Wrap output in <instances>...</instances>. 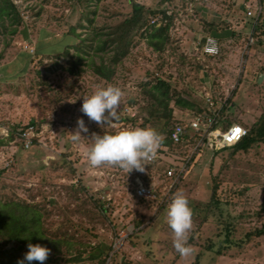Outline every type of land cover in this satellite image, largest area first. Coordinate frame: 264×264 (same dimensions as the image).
<instances>
[{"label":"rangeland","instance_id":"1","mask_svg":"<svg viewBox=\"0 0 264 264\" xmlns=\"http://www.w3.org/2000/svg\"><path fill=\"white\" fill-rule=\"evenodd\" d=\"M30 1L39 9L34 20L30 15L14 35L0 28V129H19L34 121L41 133L28 149L18 140L0 139V200L43 207L49 213L44 222L50 232L67 230L81 243L111 245L106 264H194L196 259L198 264H264L263 143L232 157L230 148L205 151L192 160L174 191L186 196L192 214L187 240L192 251L184 256L172 244L166 222L168 204L156 209L133 195L132 179L141 177L145 183V174L109 163L93 167L86 157L93 133L141 127L147 104L141 89L155 77L168 79L174 91L198 108L204 106V92L218 102L230 97L225 124L249 128L264 112V56L260 59L264 50L262 46L246 48L248 36L239 12L243 3L252 4V0H71L67 14L63 9L69 2ZM132 3L171 13L169 44L158 56L132 29L114 76L104 81L88 64L90 58L98 63L93 36L110 33L129 17ZM261 6L264 15V3ZM154 21L160 23V17ZM210 24H225L227 32L234 34L221 42L216 39L219 52L213 58L205 57L196 46L201 38L212 37L207 30ZM81 39L84 42L78 44ZM23 41L30 43L33 54L23 50ZM114 50L108 45L106 54L99 56L110 60ZM78 56H83V62H78ZM108 84L123 93L116 116L130 107L134 123L114 118L107 125L98 124L80 111L83 96ZM192 114L174 108L173 123ZM78 117L88 131L81 132L76 143L70 137L79 131ZM169 153L184 156L186 152L174 147ZM65 161L71 162L73 172ZM145 164L151 168V178L163 177L166 162ZM213 179L219 183L218 210L207 208ZM79 183L86 190L75 196L69 186ZM94 201L106 209L104 218L84 214L95 209ZM255 230L263 234L255 235ZM249 232L253 235L247 240Z\"/></svg>","mask_w":264,"mask_h":264},{"label":"trees","instance_id":"2","mask_svg":"<svg viewBox=\"0 0 264 264\" xmlns=\"http://www.w3.org/2000/svg\"><path fill=\"white\" fill-rule=\"evenodd\" d=\"M76 1L78 2L79 0ZM68 2L69 0H63L62 3L67 4ZM244 5L243 3L239 7V12L242 13L245 24L253 27L254 35L257 39L254 46L260 47V40L264 37V17L262 13L257 18L246 17ZM69 6L68 4V7ZM131 6L130 16L116 24L110 33L95 34L96 36H93V42L95 43L93 53L97 57L98 63L90 58L88 64L92 67L94 74L104 81H109L114 76L115 68L119 61L118 56H123L125 54L127 46L126 41L132 29L140 32V36L145 40L147 48L158 56L164 53L169 44V28L172 23L171 13L169 14L166 8L150 9L135 3H132ZM158 17H160V24L158 26L150 23ZM88 22L91 24L92 20L88 19ZM21 24L22 21L12 3L9 0H0V28H2L4 32L8 31L11 35H14L17 33L18 27ZM226 28L227 26H225V24H221L220 26L210 24L207 30L213 38L221 42V40H226L234 35L233 33L227 32ZM70 31L71 33L75 32L74 28H71ZM75 35L80 38V35ZM204 38L205 37L201 38V43L204 41ZM83 42V39L78 40V44H82ZM108 45L115 47V54L110 60H106V58H104L105 55L99 56V54H106V47ZM37 54L38 53H36V55ZM77 58L78 62H83V56H78ZM197 68L200 69V66H197ZM172 85L173 84L168 79L155 77L150 84H146L141 89V93L145 97L147 104L146 107L143 108L145 118L142 119L140 126L152 127L162 135L163 140L156 153L163 154L165 157L169 155L170 150L174 148L169 139L170 129L174 120V108L192 111L195 114L208 113L206 108L195 107L190 100L181 97V94L174 91ZM173 92L175 97H173ZM229 100L230 97L225 101V104L220 110L219 120L223 124H225L223 116L227 111L226 105ZM171 103L173 104L172 106ZM115 119V121L120 123H134L136 120H124L119 116H116ZM231 123H226L224 126L226 127ZM30 124L37 127L34 121H31ZM17 127H8L10 132L6 141H12L16 138L18 131L25 129V127L19 129ZM245 129L246 135L238 144L230 149V157L237 152H247L250 148L260 143L264 144V112L249 128ZM37 142V139L33 140L34 144ZM64 163L68 165L70 171L73 172L70 167L71 162L65 161ZM139 172L144 173L146 179L149 180L151 178V168H149V166L145 167L144 171ZM69 188L75 196L79 193H84L86 190L81 184L77 187L69 186ZM218 191L219 183L216 179H213L210 189V198L207 203L208 209L209 207H213L217 210L219 209L221 200ZM93 205L95 209L86 210L84 214H91L94 218H104L106 216V209L100 204L98 205L95 201ZM165 206H160L158 209L161 210ZM48 214L49 213L44 210L43 207L39 208V205L36 204L29 205L25 202L19 203L13 200H0V264H16L17 259L22 258L23 254L27 251L28 243H39L50 249L45 261L40 262L33 260L31 264H106L112 252L111 245L105 248L100 243H96L93 246L81 243L80 239L68 234L67 230L66 232H59L58 234L57 232H50L44 222V218L47 217ZM63 224L64 223H61L60 226ZM62 229L61 227L59 228V230ZM252 233L253 232H249L246 234L247 240H250V236L253 234L258 236L262 235L263 230H255V232ZM194 264H198L197 259L194 261Z\"/></svg>","mask_w":264,"mask_h":264},{"label":"built area","instance_id":"3","mask_svg":"<svg viewBox=\"0 0 264 264\" xmlns=\"http://www.w3.org/2000/svg\"><path fill=\"white\" fill-rule=\"evenodd\" d=\"M12 5L16 8V11L23 22L27 21L28 17L31 20L35 19V16L39 12L37 6L30 0H9ZM74 1V0H73ZM261 0H252L245 3V15L246 17L257 18L262 12ZM71 0H69V5ZM70 6L64 8V13H68ZM151 24H155L152 20ZM160 23L155 24L158 26ZM257 35V34H256ZM257 39L255 38L253 27L248 34L247 47H252L256 44ZM261 46L264 48V37L260 40ZM24 51L29 54H33V48H31L30 43L23 41L20 44ZM198 49L205 57H214L219 52V47L216 39L207 36L201 43L199 41L196 45ZM206 91V90H205ZM209 92H204V106L201 108H206L207 114H195L193 113L187 120H177L173 123L169 139L173 146L176 147L181 152L185 153L184 156L169 155L166 158L163 154H155V156L147 160V163H152L155 161H164L167 163L166 169L163 171V177L159 176L156 178H151L147 182H143L141 177H135L132 179L133 195L136 199L141 200L146 203L154 204L156 209L160 206L167 205L174 191L176 190L178 184L185 176L189 169V165L192 160L199 154L210 151L219 152L227 150L238 144L242 138L246 135V129L237 123H231L228 126H224L220 122V110L222 109L226 98L223 102H218L213 99V96ZM131 108H124L121 114V118L124 120L133 119L135 115L130 113ZM9 128L4 127L0 129V139H6L9 137ZM41 131L37 129L32 124H27L25 129L18 131L15 140H20L22 147L28 149L34 143L33 140L40 136Z\"/></svg>","mask_w":264,"mask_h":264},{"label":"clouds","instance_id":"4","mask_svg":"<svg viewBox=\"0 0 264 264\" xmlns=\"http://www.w3.org/2000/svg\"><path fill=\"white\" fill-rule=\"evenodd\" d=\"M120 87L108 84L97 86L88 95L83 96L80 111L90 121L107 125L116 117L122 96ZM79 131L73 132L70 137L78 143L81 132H87L82 117L77 118ZM92 143L86 150L87 162L90 166H99L104 163L116 164L130 172L132 169L144 171L145 162L152 159L160 147L163 137L152 127L122 128L115 132H105L102 135L92 134ZM191 208L186 196L178 191L167 205L166 222L172 231V244L181 255L189 254L192 249L188 245V232L191 228ZM50 249L39 243H28L27 251L16 264H31L33 260L43 262L46 260Z\"/></svg>","mask_w":264,"mask_h":264},{"label":"crops","instance_id":"5","mask_svg":"<svg viewBox=\"0 0 264 264\" xmlns=\"http://www.w3.org/2000/svg\"><path fill=\"white\" fill-rule=\"evenodd\" d=\"M260 3H261V5L264 3V0H261L260 1ZM262 13V12H261ZM262 16L264 17V15L262 14ZM246 20V19H245ZM245 29L246 30H244V31H246V33H247V36H248V34L250 33V31H251V27L250 26H248V25H246L245 24ZM45 34V33H44ZM46 38H48V37H46ZM258 48H260V47H258ZM262 48V47H261ZM263 50H264V48H262ZM261 54H260V59H262L263 57L262 56H264V54H262V52H260ZM1 54H2V51L0 50V57H1ZM2 61V60H1ZM263 61H264V59H263ZM1 78V77H0Z\"/></svg>","mask_w":264,"mask_h":264}]
</instances>
